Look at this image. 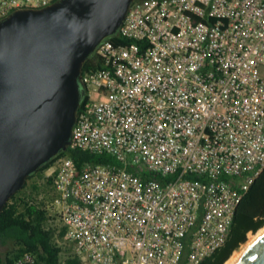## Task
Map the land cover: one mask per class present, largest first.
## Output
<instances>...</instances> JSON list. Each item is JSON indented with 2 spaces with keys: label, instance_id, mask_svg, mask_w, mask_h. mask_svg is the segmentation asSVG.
<instances>
[{
  "label": "built area",
  "instance_id": "obj_1",
  "mask_svg": "<svg viewBox=\"0 0 264 264\" xmlns=\"http://www.w3.org/2000/svg\"><path fill=\"white\" fill-rule=\"evenodd\" d=\"M59 1L0 0V21ZM114 36L69 148L115 162L60 159L47 208L84 263L200 264L264 175V0H141Z\"/></svg>",
  "mask_w": 264,
  "mask_h": 264
},
{
  "label": "water",
  "instance_id": "obj_2",
  "mask_svg": "<svg viewBox=\"0 0 264 264\" xmlns=\"http://www.w3.org/2000/svg\"><path fill=\"white\" fill-rule=\"evenodd\" d=\"M135 0H60L0 21V216L27 179L69 150L83 66ZM236 264H264V234Z\"/></svg>",
  "mask_w": 264,
  "mask_h": 264
},
{
  "label": "trees",
  "instance_id": "obj_3",
  "mask_svg": "<svg viewBox=\"0 0 264 264\" xmlns=\"http://www.w3.org/2000/svg\"><path fill=\"white\" fill-rule=\"evenodd\" d=\"M141 0H135L138 2ZM107 40L117 46L130 43L118 36ZM101 68L95 53L83 66V75ZM86 97L82 98L80 110ZM69 156L81 170L86 164H108L115 160L108 155H95L77 149H70L57 156L27 179L26 186L7 203L0 216V246L6 247L5 254L0 253V264H15L25 254H33L36 264H85L78 256L68 253L64 247L66 228L62 220L47 208V199L39 198L40 186L29 182L36 177L46 180L42 186L48 195L55 194L54 177H44L60 159ZM30 186V187H29ZM38 193V194H37ZM39 195V197H38ZM264 228V175L255 181L249 193L237 208L230 237L224 247L200 264H226L235 251L248 241L250 233L256 234ZM186 259H184L185 263Z\"/></svg>",
  "mask_w": 264,
  "mask_h": 264
},
{
  "label": "rangeland",
  "instance_id": "obj_4",
  "mask_svg": "<svg viewBox=\"0 0 264 264\" xmlns=\"http://www.w3.org/2000/svg\"><path fill=\"white\" fill-rule=\"evenodd\" d=\"M58 165H59V161L50 169V170H48L47 172H45L44 173V177L46 178V177H54L55 176V174H56V171H57V169H58ZM46 180H44V179H42L41 177H36V178H34L33 180H31L30 182H29V185L30 186H32V185H34V184H37L38 186H40L41 188H40V190L38 191V193H40V197H39V195H38V197L41 199V198H46L47 199V204L49 205V203L52 201V196L53 195H48L47 193H45V188L42 186V184L45 182ZM29 186V187H30ZM37 193V194H38ZM53 214V213H52ZM53 215H55V214H53ZM261 231V230H260ZM259 231V232H260ZM258 232V233H259ZM258 233H256V234H253V233H250L249 235H248V241L246 242V244L245 245H243L242 247H241V249H239V250H237V251H235L234 252V254L233 255H235V254H237V253H239V252H241V251H243V249H244V247L250 242V240L253 238V237H255L256 235H258ZM64 247L66 248V251L69 253H72L71 252V249H70V247H69V245L68 244H64ZM8 251V249L6 248V247H2V246H0V253H2V254H5L6 252ZM232 255V256H233ZM231 256V257H232ZM85 264H89V263H85Z\"/></svg>",
  "mask_w": 264,
  "mask_h": 264
},
{
  "label": "bare ground",
  "instance_id": "obj_5",
  "mask_svg": "<svg viewBox=\"0 0 264 264\" xmlns=\"http://www.w3.org/2000/svg\"><path fill=\"white\" fill-rule=\"evenodd\" d=\"M263 234L264 228L258 233V235L250 240V242L244 247L243 251L233 255L232 258L226 262V264H236L241 258L242 254L246 251V249H248L254 242H256Z\"/></svg>",
  "mask_w": 264,
  "mask_h": 264
}]
</instances>
